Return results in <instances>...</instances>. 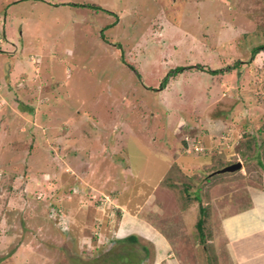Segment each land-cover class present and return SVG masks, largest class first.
<instances>
[{"label": "rangeland", "instance_id": "obj_1", "mask_svg": "<svg viewBox=\"0 0 264 264\" xmlns=\"http://www.w3.org/2000/svg\"><path fill=\"white\" fill-rule=\"evenodd\" d=\"M261 44L264 0H0V264L223 261L264 189Z\"/></svg>", "mask_w": 264, "mask_h": 264}, {"label": "crops", "instance_id": "obj_2", "mask_svg": "<svg viewBox=\"0 0 264 264\" xmlns=\"http://www.w3.org/2000/svg\"><path fill=\"white\" fill-rule=\"evenodd\" d=\"M248 192L250 201L240 211V216L232 213L223 218L228 255L219 264H228V260L229 264H264V189L254 187L249 188ZM238 242H244L241 244L246 247L243 248L244 254ZM147 259L144 257L141 264H147ZM167 260V264H181L176 258ZM155 264H163L162 259Z\"/></svg>", "mask_w": 264, "mask_h": 264}, {"label": "trees", "instance_id": "obj_3", "mask_svg": "<svg viewBox=\"0 0 264 264\" xmlns=\"http://www.w3.org/2000/svg\"><path fill=\"white\" fill-rule=\"evenodd\" d=\"M91 6L96 7V8L99 7L98 5H91ZM261 49H264V44H261V45H258V46L253 47L252 48V51H251L252 57H254ZM182 68H184V66H182V67L178 66L176 68V72L179 71ZM218 71L219 70H217V69H211L210 70V72H212V73H217ZM170 76H171V72H169L162 79V81H161V87H164L168 83V81L170 79ZM252 142H253V146H254L253 148H255V151L256 152H255L254 155L248 156L246 158V162L248 163L249 160H252V159L256 158L258 164L260 165V167L264 171V161L259 156L260 153H261V151L264 152V147H263L264 139L261 138V137L253 136ZM249 145H250V143H249ZM187 188H188V186H186L184 188L185 189V192H186ZM205 217H206V207L202 205L201 208H200V211H199V217H198V220H197L196 225H197V228H198V231H199L200 240L202 242H204V243H205V233H204L205 232V229H204ZM123 240H126L127 242L131 243V245H134L136 242H138L137 235H135V234H130V235L126 236Z\"/></svg>", "mask_w": 264, "mask_h": 264}, {"label": "water", "instance_id": "obj_4", "mask_svg": "<svg viewBox=\"0 0 264 264\" xmlns=\"http://www.w3.org/2000/svg\"><path fill=\"white\" fill-rule=\"evenodd\" d=\"M242 166V163L240 161H237L235 163L226 165L225 167L218 169V172H225V171H234L236 169H240ZM215 173V172H214Z\"/></svg>", "mask_w": 264, "mask_h": 264}, {"label": "built area", "instance_id": "obj_5", "mask_svg": "<svg viewBox=\"0 0 264 264\" xmlns=\"http://www.w3.org/2000/svg\"><path fill=\"white\" fill-rule=\"evenodd\" d=\"M196 150H199V148H197Z\"/></svg>", "mask_w": 264, "mask_h": 264}, {"label": "bare ground", "instance_id": "obj_6", "mask_svg": "<svg viewBox=\"0 0 264 264\" xmlns=\"http://www.w3.org/2000/svg\"><path fill=\"white\" fill-rule=\"evenodd\" d=\"M151 242V241H150ZM157 253V252H156Z\"/></svg>", "mask_w": 264, "mask_h": 264}]
</instances>
